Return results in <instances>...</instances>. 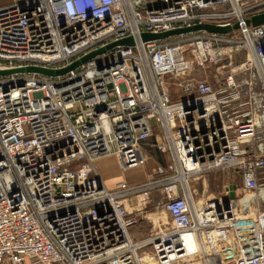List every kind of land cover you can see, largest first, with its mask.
Masks as SVG:
<instances>
[{"label": "built area", "instance_id": "obj_1", "mask_svg": "<svg viewBox=\"0 0 264 264\" xmlns=\"http://www.w3.org/2000/svg\"><path fill=\"white\" fill-rule=\"evenodd\" d=\"M260 12L264 0L0 6V70L61 69L134 39L63 74H0V264H264V208L241 216L227 190L200 202L190 186L221 169L264 186V23H246ZM236 22L226 33L142 38ZM147 145L170 160L109 187L97 160L144 167ZM155 196L168 224L151 218L152 234L137 240L131 228L147 212L128 204Z\"/></svg>", "mask_w": 264, "mask_h": 264}, {"label": "rangeland", "instance_id": "obj_2", "mask_svg": "<svg viewBox=\"0 0 264 264\" xmlns=\"http://www.w3.org/2000/svg\"><path fill=\"white\" fill-rule=\"evenodd\" d=\"M257 89H259V85ZM171 91L175 97L176 90L173 89ZM152 122L155 123V120L152 119ZM149 162H151V160ZM142 169L146 170L147 168L140 167L133 170H135V172L137 173ZM232 176H233V171L231 170L228 169L214 170L206 175L201 176L200 178L190 180V186L193 190L196 199L198 200L202 198L211 199L221 195L220 193H225L224 184H227L228 181L231 180V178L229 177ZM237 179H238L237 181L241 183L242 186H240L238 199L234 201V205L236 206L235 211L237 214L241 216H245V215L252 216L254 213L264 208V186L253 189L247 188L244 185L245 182L242 177H239ZM195 188L197 192H195ZM156 202H157V197L155 196L154 199L149 204L140 206V205H134L133 203L132 208L130 209V213L133 215L136 214V216H138L137 212L141 209L147 212L146 217L144 218L142 216L137 217L138 222L136 224V226L141 225L147 227L146 236L152 234L153 221H151V218H153L154 216H159V218L163 220L165 223L168 222L166 211L156 209L155 207ZM26 264H31V263L28 261Z\"/></svg>", "mask_w": 264, "mask_h": 264}, {"label": "crops", "instance_id": "obj_3", "mask_svg": "<svg viewBox=\"0 0 264 264\" xmlns=\"http://www.w3.org/2000/svg\"><path fill=\"white\" fill-rule=\"evenodd\" d=\"M13 1H15V0H0V6L10 4ZM243 57H244L243 54L238 55L239 60H242ZM147 152H148V161H147L146 165L144 166L147 169L146 170L142 169L141 171H139L137 173L135 172V170L122 171L120 166H119L117 157L114 155H108V156H103V157L99 158L97 160V168H98L100 174L102 175V177L104 178L106 184L111 188L115 187V185L118 182H120L121 180H126L129 183L142 182V181H145L147 178L150 177V175L152 174V172H153V170L157 164H166L170 160L169 154L161 153L156 148H154L150 145H147ZM150 160H151V162H149ZM130 172H132V173H130ZM133 173H135V174H133ZM239 177H242L241 174L233 171V176L229 177V178H231V180H229L227 184H224V190H226L225 188L227 185H229L231 183H235L237 185V193L239 194L240 186H242L241 183H239L237 181L238 180L237 178H239ZM195 192H197L196 188H195ZM220 194H223V193H220ZM206 200H207V198L199 199L200 202H205ZM131 208H132V205L128 204V209L130 210ZM131 231H132L133 236L137 240H140V239L147 237L146 236L147 235V227H145V226H141V225L136 226L135 225L131 228Z\"/></svg>", "mask_w": 264, "mask_h": 264}, {"label": "water", "instance_id": "obj_4", "mask_svg": "<svg viewBox=\"0 0 264 264\" xmlns=\"http://www.w3.org/2000/svg\"><path fill=\"white\" fill-rule=\"evenodd\" d=\"M246 23L248 25L253 24V25H259L264 23V12L257 13L253 15L250 18L246 19ZM239 28V22H236L232 26H219V25H214V24H209V23H203V24H197L191 27H182V28H176L170 31L162 32V33H152V32H143L142 33V38L143 40H150V39H160V38H165L170 35L174 34H179L183 32H189V31H196L200 29H205L211 32H219V33H226L229 32L233 29ZM119 44H134V39L129 36L117 41H113L106 46L100 47L96 50H93L89 52L88 54L82 56L81 58L77 59L74 61L72 64L68 65L67 67L61 68V69H50V68H45L41 66H35V65H30L26 67H18V68H10V69H4L0 70V74H10V73H15V72H20V71H26V72H36V73H41V74H46V75H57V74H63L71 69L76 68L79 66L81 63L86 61L87 59L105 52L106 50L119 45ZM228 193L229 197L233 200L238 198V193H237V185L235 183H231L226 186L225 188ZM227 201V200H226ZM228 205V201L226 202Z\"/></svg>", "mask_w": 264, "mask_h": 264}, {"label": "bare ground", "instance_id": "obj_5", "mask_svg": "<svg viewBox=\"0 0 264 264\" xmlns=\"http://www.w3.org/2000/svg\"><path fill=\"white\" fill-rule=\"evenodd\" d=\"M153 219L155 220V224H158V222H157V216H154Z\"/></svg>", "mask_w": 264, "mask_h": 264}]
</instances>
